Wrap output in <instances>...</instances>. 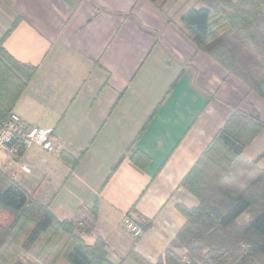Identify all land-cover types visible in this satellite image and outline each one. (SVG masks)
I'll return each instance as SVG.
<instances>
[{
    "label": "crops",
    "instance_id": "0c3cea01",
    "mask_svg": "<svg viewBox=\"0 0 264 264\" xmlns=\"http://www.w3.org/2000/svg\"><path fill=\"white\" fill-rule=\"evenodd\" d=\"M2 37L36 67L11 112L57 150L0 153V171L58 220L91 222L87 243L102 238L113 264L163 257L186 222L179 206L198 205L181 181L233 110L264 122V99L149 0H0ZM231 168L239 189L264 172V126ZM125 215L144 220L139 236Z\"/></svg>",
    "mask_w": 264,
    "mask_h": 264
},
{
    "label": "trees",
    "instance_id": "16d2710c",
    "mask_svg": "<svg viewBox=\"0 0 264 264\" xmlns=\"http://www.w3.org/2000/svg\"><path fill=\"white\" fill-rule=\"evenodd\" d=\"M149 1L198 49L264 99V0H195L176 8L177 0ZM3 37L0 123L8 119L36 70L14 60L2 47ZM263 126L255 114L230 113L181 181L197 197V207L179 206L186 222L175 240L155 263L138 260L139 264H264V172L241 189L226 181L235 159ZM134 153L131 157L136 161L139 153ZM63 158L71 165L77 160L67 154ZM0 219V264H23L15 256L35 250L42 254L41 264H113L102 238L86 243L74 233L73 220H58L47 205L2 171ZM84 223L88 226L82 233L93 231L91 222ZM179 247L194 258L182 262L175 250Z\"/></svg>",
    "mask_w": 264,
    "mask_h": 264
},
{
    "label": "built area",
    "instance_id": "2783aa9c",
    "mask_svg": "<svg viewBox=\"0 0 264 264\" xmlns=\"http://www.w3.org/2000/svg\"><path fill=\"white\" fill-rule=\"evenodd\" d=\"M36 145L48 153L57 150L55 138L37 126L27 125L16 113L11 112L7 120L0 123V153L17 158L29 146ZM24 171L28 169L22 167ZM124 230L137 237L142 232L143 219H132L125 215L121 220Z\"/></svg>",
    "mask_w": 264,
    "mask_h": 264
},
{
    "label": "rangeland",
    "instance_id": "374dc122",
    "mask_svg": "<svg viewBox=\"0 0 264 264\" xmlns=\"http://www.w3.org/2000/svg\"><path fill=\"white\" fill-rule=\"evenodd\" d=\"M160 1H163V0H160ZM192 4H195V0H177L175 8L178 6L185 7V6L192 5ZM238 166L239 165H236V167H238ZM231 171L233 174L232 168H231ZM231 171H230V174L228 175V178L226 179V181H232L233 185H235L237 187V185H239V183L231 180L232 178H234V176L231 175ZM247 216H248V214L244 213L243 218H247ZM84 221L85 220H83V219L74 221L76 223V225H75V228L73 231L76 235L82 236L84 241L87 243L90 241L89 235H92L93 232L91 231V232H88L86 234L82 233V230L87 228V226H88L84 223ZM0 223H1V219H0ZM175 250H176V252H177V254L180 257L182 262H184L186 260H192L194 258L193 254L188 252L183 247L176 248ZM31 253H26L24 251H21V252H19V254H17L15 256V259L21 261L23 264H41L40 257H38V256H42L41 252L39 250H35Z\"/></svg>",
    "mask_w": 264,
    "mask_h": 264
}]
</instances>
